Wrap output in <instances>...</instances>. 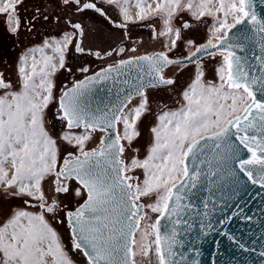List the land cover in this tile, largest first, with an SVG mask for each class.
Here are the masks:
<instances>
[{"label":"snow or ice","instance_id":"snow-or-ice-1","mask_svg":"<svg viewBox=\"0 0 264 264\" xmlns=\"http://www.w3.org/2000/svg\"><path fill=\"white\" fill-rule=\"evenodd\" d=\"M60 2L69 11L105 15L92 0ZM104 2L118 9L120 28L159 18V31L147 26L153 27V38H167L161 39L164 50L120 59L57 96L56 73L72 70L69 48L85 52L73 44L84 35L82 25L67 20L74 31L44 39L18 58L15 82L0 71V264H75L70 250L83 254L87 264H137V255L146 264H177L176 225L187 207L182 201L185 190L196 187L203 165L212 159L235 165L264 188V55L253 62L238 54L252 42L264 54V14L256 0ZM20 4L23 0H0V15L12 35L21 30ZM200 26H207L208 38L197 45L185 33ZM178 42L188 55H170ZM124 52L119 48L115 55ZM94 55L103 59L99 51ZM217 57L216 79H207L204 61ZM191 65V80L175 106L158 98L177 93L176 74ZM131 68L137 69L134 78L125 71ZM107 81L119 84L114 99L94 107L93 86ZM96 133L102 134L98 146L89 149ZM65 145L72 150L62 157ZM7 201L20 204L4 208ZM73 201L79 206L68 210ZM53 221L67 223L70 249Z\"/></svg>","mask_w":264,"mask_h":264},{"label":"flooded vegetation","instance_id":"flooded-vegetation-1","mask_svg":"<svg viewBox=\"0 0 264 264\" xmlns=\"http://www.w3.org/2000/svg\"><path fill=\"white\" fill-rule=\"evenodd\" d=\"M97 7L101 8L105 15L95 12L94 10H86L84 12L69 11L65 8L60 0H23V4L18 6V12L21 17V30L17 35L10 34L3 23L4 15H0V71H4L5 75L10 77L13 82L16 80V64L18 58L27 50L39 47L44 39L49 37L60 38L62 34L74 31L70 25L66 23L71 20L74 23H80L84 29L82 39L73 41V44H79L85 49L84 53L75 52L74 48L70 47L67 52V66L71 71L60 70L55 75L56 95L62 91L65 86L72 87L76 81L83 79L101 68L113 64L120 59L135 57L139 55H151L161 50V39L153 38L154 29L147 25L155 26V30L159 31L162 23L159 18L142 21L137 24H129L128 27L120 28L116 25L122 22V16L118 9L104 2V0H92ZM48 15V19L43 17ZM56 18H59L57 20ZM211 21H209L210 23ZM28 24V27L25 24ZM29 27L31 30L29 31ZM127 33V35H125ZM188 39H193L197 45L205 43L208 38L207 26H200L194 31L185 33ZM119 48H124L125 52L122 56L115 55V51ZM135 48L136 51H130ZM99 51L103 59H98L94 53ZM113 52V56L105 55L107 52ZM189 51L186 45L178 42V47L173 49L171 56L181 58L188 55ZM206 58L204 63L207 70V79L215 80V68L217 61ZM81 68H87L88 72L80 71ZM195 65L184 69L176 74V78L180 87L177 93H160L158 98L163 97L169 105L175 106L173 101L178 98V92L187 86L191 80L192 71ZM171 71V70H169ZM152 91V90H150ZM55 105L49 106V112L54 111ZM101 133H96L93 140L88 143V148L98 146ZM67 150H72L69 146L61 147V156L67 155ZM138 175V174H136ZM9 204L13 206L19 205V201L3 202V207L7 208ZM79 206V201H73L68 205V210L74 211ZM63 213H61V216ZM52 224L61 234L66 246H71L70 231L67 223L53 221ZM143 225V223H142ZM141 225V227H142ZM138 234V233H137ZM69 254L78 264H87V258L83 254L70 250ZM137 264H146V261L137 255Z\"/></svg>","mask_w":264,"mask_h":264},{"label":"water","instance_id":"water-1","mask_svg":"<svg viewBox=\"0 0 264 264\" xmlns=\"http://www.w3.org/2000/svg\"><path fill=\"white\" fill-rule=\"evenodd\" d=\"M256 2L257 11L264 14L260 0ZM238 54L247 55L253 62L256 56L264 55L255 42L246 47L245 53ZM125 71L130 72L129 78L137 74L135 68ZM124 78L120 76L121 81ZM118 87V83L113 87L112 81L94 85L89 97L92 105L108 104ZM249 156L245 150L244 158ZM200 171L196 187L190 192L185 190L188 194L182 203L187 207L176 225L180 241L176 248L177 264H264L261 255L264 253V188L259 182L253 184L235 165L215 159ZM161 224L171 226L167 220Z\"/></svg>","mask_w":264,"mask_h":264},{"label":"rangeland","instance_id":"rangeland-1","mask_svg":"<svg viewBox=\"0 0 264 264\" xmlns=\"http://www.w3.org/2000/svg\"><path fill=\"white\" fill-rule=\"evenodd\" d=\"M216 76V75H215ZM215 79H216V77H214ZM135 102V101H134ZM148 122V121H147ZM153 122V121H152ZM151 122V123H152ZM151 123L150 124H148L149 126L151 125ZM148 140H149V136H148V134H147V132H145V139H143L142 140V142L141 143H143V144H147L148 143ZM142 154H143V152H142ZM136 174H138L139 176H140V179L141 180H143L144 179V176H143V173H142V170H137V173ZM154 196L153 197H144V198H142V201H144V200H149V201H151V200H154ZM149 215L153 218V220L157 217V214H155V213H151V212H149ZM144 224H145V222H143V225H142V227H141V229H140V231H143V227H144ZM53 227L56 229V227L53 225ZM57 230V229H56ZM57 232H58V230H57ZM139 236H140V233L138 232V234H137V240H139ZM75 262V261H74ZM75 264H78V263H76L75 262Z\"/></svg>","mask_w":264,"mask_h":264},{"label":"trees","instance_id":"trees-1","mask_svg":"<svg viewBox=\"0 0 264 264\" xmlns=\"http://www.w3.org/2000/svg\"><path fill=\"white\" fill-rule=\"evenodd\" d=\"M151 122H152V119L149 118L147 124H150ZM143 139H145V135H144V138H143ZM141 142H142V141H141Z\"/></svg>","mask_w":264,"mask_h":264},{"label":"bare ground","instance_id":"bare-ground-1","mask_svg":"<svg viewBox=\"0 0 264 264\" xmlns=\"http://www.w3.org/2000/svg\"><path fill=\"white\" fill-rule=\"evenodd\" d=\"M133 12L135 11V9H131ZM49 54H51L50 52H49Z\"/></svg>","mask_w":264,"mask_h":264}]
</instances>
